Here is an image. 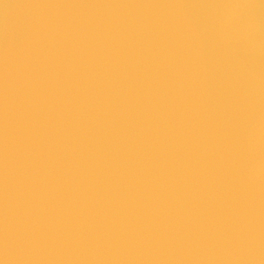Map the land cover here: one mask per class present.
Listing matches in <instances>:
<instances>
[{"label":"water","instance_id":"1","mask_svg":"<svg viewBox=\"0 0 264 264\" xmlns=\"http://www.w3.org/2000/svg\"><path fill=\"white\" fill-rule=\"evenodd\" d=\"M0 264H264V0H0Z\"/></svg>","mask_w":264,"mask_h":264},{"label":"bare ground","instance_id":"2","mask_svg":"<svg viewBox=\"0 0 264 264\" xmlns=\"http://www.w3.org/2000/svg\"><path fill=\"white\" fill-rule=\"evenodd\" d=\"M246 55V54H245Z\"/></svg>","mask_w":264,"mask_h":264}]
</instances>
